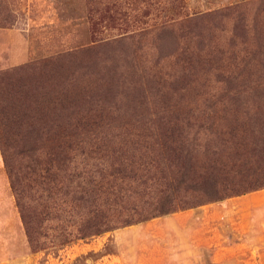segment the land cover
<instances>
[{
  "label": "rangeland",
  "instance_id": "obj_1",
  "mask_svg": "<svg viewBox=\"0 0 264 264\" xmlns=\"http://www.w3.org/2000/svg\"><path fill=\"white\" fill-rule=\"evenodd\" d=\"M5 71L1 111L26 99L47 113L61 95L79 101L85 128L116 135L77 158L96 168L153 154L141 134L169 127L160 118L174 111L212 115L183 125L198 169L230 131L264 138V0H0ZM231 96L258 102L206 104ZM260 192L31 252L0 152V264H264V202L250 198Z\"/></svg>",
  "mask_w": 264,
  "mask_h": 264
},
{
  "label": "trees",
  "instance_id": "obj_2",
  "mask_svg": "<svg viewBox=\"0 0 264 264\" xmlns=\"http://www.w3.org/2000/svg\"><path fill=\"white\" fill-rule=\"evenodd\" d=\"M0 75L5 77L7 71ZM246 102L258 101L231 96L206 104L241 107ZM16 103L21 106L0 110V152L31 252L264 189V138L251 144L238 142L230 131L205 151L199 168L194 167L195 159L182 147L183 125L212 120L210 114L197 117L174 111L161 117L171 125L141 134L156 150L153 154L147 151L143 161L96 168L77 158L103 149L104 145L92 147L88 140L102 142L116 135L85 128L78 100L61 95L50 99L45 106L56 104L47 113L31 112L26 99ZM8 123L14 124L13 129ZM93 124L99 125L95 120ZM14 138L22 144L14 146ZM221 146L231 149L230 158H222Z\"/></svg>",
  "mask_w": 264,
  "mask_h": 264
},
{
  "label": "crops",
  "instance_id": "obj_3",
  "mask_svg": "<svg viewBox=\"0 0 264 264\" xmlns=\"http://www.w3.org/2000/svg\"><path fill=\"white\" fill-rule=\"evenodd\" d=\"M254 203L252 206H260L264 202V192H260L250 197Z\"/></svg>",
  "mask_w": 264,
  "mask_h": 264
}]
</instances>
